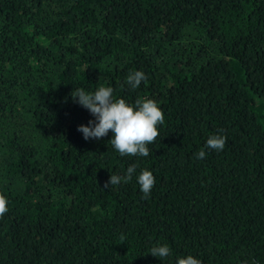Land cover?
<instances>
[{"label": "trees", "instance_id": "obj_1", "mask_svg": "<svg viewBox=\"0 0 264 264\" xmlns=\"http://www.w3.org/2000/svg\"><path fill=\"white\" fill-rule=\"evenodd\" d=\"M99 86L163 110L148 157L83 139ZM263 109L264 0H0V264H264Z\"/></svg>", "mask_w": 264, "mask_h": 264}, {"label": "clouds", "instance_id": "obj_2", "mask_svg": "<svg viewBox=\"0 0 264 264\" xmlns=\"http://www.w3.org/2000/svg\"><path fill=\"white\" fill-rule=\"evenodd\" d=\"M141 82H146V75L141 70L130 72L126 83L132 88L140 87ZM111 86H99L92 91L79 88L72 95L75 102L87 109L94 119L87 124H80L77 130L83 139H95L108 135L111 132L110 143L120 156H149V145L159 136L158 126L164 121L163 110L152 99L138 100L135 104L129 103L124 98H114ZM226 144V137L221 134L209 135L204 147L195 153L196 159L207 156L205 149L222 151ZM136 167L128 166L124 174H111L105 186H117L128 183L134 174L139 191L147 196L155 185V176L149 169H143L138 174ZM8 211L6 197L0 195V217ZM148 253L160 260L171 256L172 250L167 244L153 246ZM174 264H201L200 259L192 254L177 255Z\"/></svg>", "mask_w": 264, "mask_h": 264}, {"label": "rangeland", "instance_id": "obj_3", "mask_svg": "<svg viewBox=\"0 0 264 264\" xmlns=\"http://www.w3.org/2000/svg\"><path fill=\"white\" fill-rule=\"evenodd\" d=\"M262 111H264V109Z\"/></svg>", "mask_w": 264, "mask_h": 264}]
</instances>
